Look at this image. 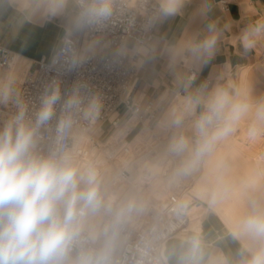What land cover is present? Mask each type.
<instances>
[{
	"label": "clouds",
	"instance_id": "clouds-1",
	"mask_svg": "<svg viewBox=\"0 0 264 264\" xmlns=\"http://www.w3.org/2000/svg\"><path fill=\"white\" fill-rule=\"evenodd\" d=\"M191 0H0V16L13 12L9 23L13 32L25 23L63 20V34L54 47L52 65L74 71L97 55L112 62L129 60L137 68L167 58L169 71L181 66L199 70L216 54L225 31L218 20H210L202 33L185 35L175 42L148 35L158 24L183 16ZM213 0H203L198 14L207 17ZM137 17L143 18L142 35L134 36ZM238 36L232 38L238 53L247 55L264 49V14L251 12ZM122 27L119 43L107 34ZM83 38V42L81 39ZM0 76V107L12 111L0 122V264H65L69 248L77 235V223L86 209L98 204L95 172L81 171L74 156L63 143L77 129L78 120L95 124L103 107V98L86 81H77L61 94L60 82L53 79L39 97V106L29 108L20 91L21 77L15 66ZM196 73L184 75L186 84ZM201 103L199 90L187 98L184 113ZM59 110V114H58ZM249 112L264 120V99L247 94L233 96L217 87L205 101V111L195 122L198 140L193 146L183 135L173 139L170 151L187 153L178 175L194 169L211 151L217 140ZM183 113L174 117L179 125ZM47 134V135H46ZM85 187H81V185ZM234 236H248L261 242L246 264H264V209H254L239 221Z\"/></svg>",
	"mask_w": 264,
	"mask_h": 264
},
{
	"label": "built area",
	"instance_id": "built-area-1",
	"mask_svg": "<svg viewBox=\"0 0 264 264\" xmlns=\"http://www.w3.org/2000/svg\"><path fill=\"white\" fill-rule=\"evenodd\" d=\"M220 4L222 8L227 9L229 1L221 0ZM142 23L143 18L137 17L134 36L142 35ZM154 28L148 33L153 38ZM123 35L122 27L118 26L107 34V39L116 44ZM263 56L264 52L260 57ZM13 57V49L0 43V71L9 66ZM51 61L52 56L33 59L29 71L21 79L20 91L29 102L30 109L39 106L40 95L53 79L60 82L62 96L70 91L77 81H86L92 90L103 98L101 114L95 124L78 120L76 130L89 133L88 139L76 150L75 130L63 143V148L72 153L81 171L91 169L95 172V187L98 192V204L95 208L103 207L105 210L100 218L102 226L98 236H93L90 230L82 228L81 222L90 217L89 209L85 210L77 223V235L65 262L71 257V264H164V248L171 236L183 234L188 240L194 241V234L197 232L190 227V214L182 206L183 191L189 186L183 175H178L183 157L170 151L173 141L171 135H160L156 131L165 98L158 93L146 94L141 67L137 68L127 59L114 63L109 56L101 54L74 71L53 66ZM188 72H195L196 79L199 77L197 69L188 67ZM213 84V78L205 81L202 86L203 96ZM178 94L184 95L182 91H178ZM201 103L204 107L199 111L198 106ZM201 103L196 105L190 118L198 120L205 111V102L202 99ZM12 110L14 109L11 105L8 108L0 107V122L6 119ZM97 126L102 130L95 134ZM145 129L146 135L141 136ZM165 130L167 134L172 131L167 127ZM191 135V141L195 145L199 137L195 130ZM102 136L103 141H99ZM99 153H103L104 159L116 170L109 188L113 192V199L108 195L103 183L105 167L98 159ZM149 154L160 163L163 174H176L183 180L178 186L170 185V191L166 192L161 202H156L154 196L150 195L143 200L144 203L136 200L126 203L125 186L134 178L132 169H140L138 162L141 158L147 157L148 162ZM152 175L150 171L141 169L138 186L143 188V185L149 184ZM81 187L85 185L82 184ZM103 235L112 237L113 241L103 243Z\"/></svg>",
	"mask_w": 264,
	"mask_h": 264
},
{
	"label": "crops",
	"instance_id": "crops-1",
	"mask_svg": "<svg viewBox=\"0 0 264 264\" xmlns=\"http://www.w3.org/2000/svg\"><path fill=\"white\" fill-rule=\"evenodd\" d=\"M220 1L213 0L214 6L205 17L199 15L197 11L203 0H191L185 7L183 16L170 18L155 26V39L163 43L164 41L175 42L186 34L202 33L210 20H218V26L221 28L226 23L231 22V29L225 31L224 38L221 40L215 56L207 64L200 67L198 70L199 77L191 84H186L184 80V75L189 73L188 67L181 65L176 72L169 71L167 58L164 56H157L155 60L141 67V76L147 95L158 93L161 97L170 98L178 90L185 92L187 94L186 98H188L196 95L197 90L201 94L205 81L213 78L215 82L216 76L222 70L228 69L234 73L251 65L256 52L253 51L247 55L239 54L238 45H234L232 38L238 36L245 27L247 14L254 11L264 14V0H228L229 6L227 9L222 8ZM12 15L13 12L9 10L0 16V43L11 47L20 58L21 63L17 64L15 69L22 78L21 72L29 71L33 59L42 56L48 57L53 53L54 46L52 44L46 45V40L49 37L50 27L57 24L56 20L59 18L47 22L25 23L14 33L12 25L9 23ZM59 38L60 32L58 31L55 44L58 43ZM221 150L227 155L229 149ZM221 150L216 148L214 154ZM230 154L231 156L227 155L230 161L220 164L222 157H219L220 160L215 164L218 173L216 188L220 189L221 192L224 189L232 188L228 192L229 199L223 195L222 201L216 205L224 221L236 230L238 224L237 220H234L236 207L239 206V209L243 211L248 208V205L252 209L255 206H258L257 209H264V197H260L261 190H264V165L260 167L261 174L250 179L245 177L238 179L233 174L241 165V161L245 156L242 157L232 152ZM206 157L201 159L197 166L188 172L194 179L191 191H195L208 176V169L213 161L212 157L210 160H206ZM201 170H203L204 175H201ZM201 178L203 179L201 180ZM223 207L225 208L222 211ZM221 220L218 216L213 215L211 217L208 215L203 220L202 232L197 231L194 234L197 238L194 242L183 239L179 234L171 236L165 244L164 264H241L237 260L240 256L239 250L233 245L232 237H229L227 231L223 229V221ZM260 246L261 242L259 241L255 247ZM223 257L225 261L221 263ZM67 263L71 264L72 259H68Z\"/></svg>",
	"mask_w": 264,
	"mask_h": 264
},
{
	"label": "rangeland",
	"instance_id": "rangeland-1",
	"mask_svg": "<svg viewBox=\"0 0 264 264\" xmlns=\"http://www.w3.org/2000/svg\"><path fill=\"white\" fill-rule=\"evenodd\" d=\"M56 22L57 24H53L48 31L49 37L46 40V45L52 44L55 47L56 36L58 35V31L60 32V37L63 34V26H62L63 20L59 18L58 20H56ZM263 52L264 49H261L260 51L256 52V55L253 57L251 65L241 69V71L239 72L233 73L228 69L222 70L216 76L215 82L212 85V87L209 89L208 93L209 92L212 93L213 90L216 89L217 87H223L227 89L229 93L233 96H236L237 94L240 95L247 94L251 96L253 100L256 101H259L260 99H264V56L260 57V55ZM25 73L26 71L21 72L22 78ZM177 92L176 93L174 92L175 94L172 95L170 98H165V102L163 103V108H162L163 112L159 123H157L156 125V131H158L160 135H168V136L171 135V137L175 133H178L179 131V133L181 134H179L178 136L183 135L187 137L190 143L194 146V143L193 141H191V137H190L192 133L191 129L187 127L189 126L188 125L189 122L190 123L193 122L192 121L193 119L190 118L192 111L189 113H184V108H179L178 106H175L177 104V101L179 100L178 104L180 105L184 104L183 107H185V102L187 100V98L182 97L180 94L177 95ZM182 93L184 95H187L183 91ZM200 96L203 97V93H201ZM203 107L204 104L201 103L198 106L199 111H202ZM181 113H183L182 121L179 125H176L173 122L174 117ZM163 114H165L166 116ZM170 114H172V116ZM167 116H169V118ZM185 116L186 118H184ZM195 121H197V119H195ZM165 127L171 128L172 131L170 134L166 133ZM193 127H195V124L193 125ZM146 133L147 131L145 129L141 133V136L146 135ZM138 136H140V134ZM174 138L175 137H172L171 140H173ZM99 141H103V136L101 137V139H99ZM216 148H218L219 150L228 148L229 149L227 152L228 156H231L230 152L242 157L245 156L243 161H241V165L237 168V170L233 174L235 175L236 178L242 179L243 177H245L246 179H250L253 178L255 175L261 174L262 171L260 170V167L264 165V120L257 119L255 112H249L246 116H244L239 122H237L233 126V130L229 134L223 136L222 138H220L215 142L211 151L201 158L203 159L207 156L206 160L207 159L210 160V158L212 157L213 162L210 168L208 169L207 178L203 180L201 185L195 191H191L190 189L192 187L193 180L189 178L184 179V181L188 182L189 186L187 190L183 191L182 206L184 210L189 212L190 214L191 217L190 227L194 229V231H198L199 233H201L202 225L204 222L203 220L207 218L208 215H210L211 217L213 215L218 216L220 219H222L221 221H223L222 222L223 229L227 231L229 237H232L233 245L236 246L237 249L239 250L240 256L237 258V260L241 264H246V260L249 258L251 252L257 249L255 246L257 243H259V241L248 236H240V237L234 236L233 233L235 229H233L228 223H226V221H224L221 212L217 208L216 204L222 201L223 195H225L227 199H229L230 195L228 192H230L232 188L224 189L223 192H221L220 189L216 188L218 173L216 172L215 164L220 160L219 157H222L220 164H224L228 160L230 161V158H228V156L225 153H223L222 150L219 151L217 154H214ZM98 159H100L102 162L103 161L105 162V160L102 159L101 154L98 155ZM182 160L184 161V157L182 158ZM150 164H152V162ZM157 165L159 166L158 172L154 174L152 173L153 174L152 181L149 184L143 185L142 188L144 189L143 191L147 190L146 196L147 195L153 196V194H156V192L158 191L160 193L161 191L162 192L165 191V193L166 192L168 193L170 191L169 188L171 186L168 184L166 175L163 174V168L160 165V163H158ZM200 173L201 175L202 174L204 175L203 170H201ZM155 179L157 182V186L153 185V183H155ZM202 179L203 178H201V180ZM126 191L127 192L124 195L126 203L127 202L131 203L134 200L143 202L144 194L137 192L132 187L127 188ZM165 193L163 192L164 195ZM260 197L262 198L264 197V190H261ZM247 207L248 208L245 209L244 211L239 209V206L236 207V211L234 212L235 213L234 220H237V222L239 223L241 219L249 215L255 208L257 209L258 206H255L254 209H252L251 206L249 205ZM224 208L225 207H223V209L221 210L223 211ZM99 217H100V212L99 215L85 222L86 227L89 228L93 236H98L100 233ZM180 236L183 239L190 241L185 237V235L180 234ZM194 238H195L194 241L197 240L196 237ZM194 241H190V242H194ZM254 247L255 249H253ZM224 261L225 258L223 257L221 263ZM65 264L68 263L65 262Z\"/></svg>",
	"mask_w": 264,
	"mask_h": 264
},
{
	"label": "bare ground",
	"instance_id": "bare-ground-1",
	"mask_svg": "<svg viewBox=\"0 0 264 264\" xmlns=\"http://www.w3.org/2000/svg\"><path fill=\"white\" fill-rule=\"evenodd\" d=\"M14 51V50H13ZM15 56H17L16 55V52L14 51V57ZM9 67H10V65L9 66H7L6 68H4L3 70H1L0 71V75H3V74H5L7 71H8V69H9ZM22 79V78H21ZM181 95V94H180ZM208 95H209V93H206L203 97H201V99L203 100V101H206V99H207V97H208ZM182 97H184V98H186V95H181ZM179 103V100L177 101V104L175 105V106H178L179 108H184L183 107V105L184 104H182V105H180V104H178ZM171 106V105H170ZM174 107V106H173ZM173 107H171V108H173ZM168 109H169V107H168ZM176 109V108H175ZM167 110V109H166ZM172 110V109H171ZM171 110H169V111H171ZM168 111V110H167ZM165 112V111H164ZM167 113V112H166ZM173 114V113H172ZM172 114H170L171 116H172ZM163 115H165V114H163ZM166 116V115H165ZM170 116V117H171ZM164 117V116H163ZM168 118H169V116H167ZM166 120V119H165ZM193 122H189V126H187L189 129H191V132L193 133L194 132V130H195V127H193V125L195 124V119H193L192 120ZM193 124V125H192ZM101 130H102V128L101 127H99V126H97V129L95 130V134H98V133H100L101 132ZM191 133V134H192ZM179 134H181V133H179V131H178V133H175L172 137H176V136H178ZM139 135V134H138ZM75 142H74V144H75V146H76V150H77V148H79L80 146H81V144L84 142V141H86L87 139H88V136H89V133H87V132H85V131H83V130H76V132H75ZM138 137V136H137ZM171 137V138H172ZM190 137H192V135L190 136ZM99 154H101V153H99ZM188 154H186L185 153V156H184V154H182V157H184V160H185V158H187L186 156H187ZM151 156V157H150ZM101 157H102V159H104V156H103V153L101 154ZM149 158H150V160L147 162L146 161V159H147V157L146 158H141L140 160H139V162H138V164H139V166H140V169H138L137 167H135V168H133L132 169V175H133V177L134 178H131V180L129 181V183H128V186H125V188L127 189V188H130V187H132L134 190H136L137 192H139V193H141V194H144V196H143V199H147V197H148V195L146 196V192H147V190H145V191H143L144 189H142V187H139L138 186V184H137V182L139 181V179H140V177H139V173H140V170L141 169H143L144 168V170H148V171H150L151 173H157L158 172V163L155 161L156 160V158L154 157V156H152V155H150L149 154V156H148ZM105 160V162L103 161V163H104V167H105V172H104V177H103V183H104V185H105V187H106V189H107V191H108V195L110 196V198L111 199H113L114 197H113V192L111 191V189H109L110 188V181H111V179L112 178H114V176H115V174H116V170H115V167L110 163V162H108L106 159H104ZM152 162V164H150ZM189 174V173H188ZM188 174L186 173V175L185 174H182L183 175V178L185 179V178H189V179H191V180H193L192 181V187H193V183H194V179L192 178V176L189 174V177H188ZM166 178H167V181H168V184L169 185H172V186H178L181 182H182V178L179 176L178 177V175H176V174H170V175H167L166 176ZM157 179V178H156ZM156 179H155V183H153V185H155V186H157V182H156ZM192 187L190 188L191 190H192ZM164 193H165V191H163ZM163 192L161 191V193L158 191V192H156V194H153V198H154V200L156 201V202H161L162 200H163V198L165 197V195L163 194ZM166 194V193H165ZM150 196V195H149ZM104 208L103 207H99V208H94V209H89V212H90V217L88 218V219H85V220H83V222H81V226H82V228L83 227H85V228H87L88 230H89V228L88 227H86V224H85V222L86 221H88V220H90L91 218H93V217H95V216H97V215H99V212H100V217H99V224L101 223V221H100V218L102 217V215H103V213H104ZM116 215H118V213H116ZM101 224H100V232H101ZM100 234V233H99ZM102 242L103 243H107V242H111V241H113L112 240V237H109V236H107V235H103L102 236ZM68 259H72L71 257H68ZM68 259L66 260V262L68 261ZM72 261H73V259H72Z\"/></svg>",
	"mask_w": 264,
	"mask_h": 264
}]
</instances>
